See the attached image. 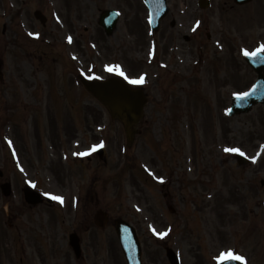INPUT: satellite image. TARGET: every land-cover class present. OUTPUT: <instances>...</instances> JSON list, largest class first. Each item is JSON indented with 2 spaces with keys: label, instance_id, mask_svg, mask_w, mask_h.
Listing matches in <instances>:
<instances>
[{
  "label": "rangeland",
  "instance_id": "1",
  "mask_svg": "<svg viewBox=\"0 0 264 264\" xmlns=\"http://www.w3.org/2000/svg\"><path fill=\"white\" fill-rule=\"evenodd\" d=\"M174 2L171 14L176 16L180 2ZM109 3L0 0V78L5 86L0 91V184L8 179L12 186L10 198L0 190V264H124L114 233L113 223L118 218L137 225L145 241L144 264H168L163 241L148 238L146 229L152 223L158 227L154 228L156 233L169 226L170 236L164 243L176 246L181 264H217L221 253L232 251L243 256L246 264H264V112L256 106L248 114L223 117L229 96L246 92L255 81L256 75L243 55L245 49L251 52L264 44V12L261 8L257 15L252 11L248 23L227 13H215L214 26L199 24L195 38L203 55L195 74L184 65L200 60L189 49L196 42L183 41L185 31L193 37L188 29L190 20L184 16L176 26L179 29L166 28L170 45L186 48L173 57L169 42L159 40L162 46L159 44L161 29L151 35L142 0H115L123 13L127 11L126 31L122 22L109 36L97 29L99 10L116 6ZM79 7L84 12H79ZM69 9L81 14L86 23L76 25L68 34L75 38L71 42L61 28V19L68 23L67 17L72 16L66 13ZM35 11L45 16L44 27L34 18ZM188 11L189 5L182 12ZM191 13L202 17L193 7ZM231 17L234 20L228 22ZM180 24L189 27L181 31ZM239 35L243 38L241 47ZM150 39L157 42L154 62L143 52ZM94 41L101 47L98 51L88 47V42ZM115 50L120 51L119 57H115ZM163 56L172 74L157 70ZM119 59L131 75L140 71L142 77L146 72L151 81L145 90L148 103L137 127L133 153L126 149L121 126L111 122L95 100L68 86H79L76 78L70 77L77 69L89 70L91 76L115 75L108 68H115L112 61ZM155 73L159 80L153 83ZM178 73V77L173 76ZM199 79L205 80V85L199 84ZM177 82L195 86L200 98H205L200 87L226 84L219 97L218 115L206 98V102L199 100L200 104L192 102V92L176 88ZM168 90L171 93L167 96ZM66 124L71 130L70 126L68 131L64 129ZM3 136L14 148L17 145L19 153L6 149ZM63 136L70 140L64 143ZM37 140L45 145V157L35 147ZM98 142L106 147V163L90 153ZM226 148H239L251 163L238 166L237 152H226ZM83 150L89 153L90 161L73 160L79 159L77 154ZM63 156L67 159L56 166ZM125 156L132 159L131 170L121 167ZM148 170L167 179L163 188L148 178ZM27 184L41 193L63 196L64 202L54 200V207L42 204L30 210L22 199ZM73 185L79 188L71 189ZM169 206L174 216L165 211ZM97 210L108 214L104 230L93 224ZM73 230L81 239L83 258L79 260L67 244ZM168 243L166 246H171Z\"/></svg>",
  "mask_w": 264,
  "mask_h": 264
},
{
  "label": "water",
  "instance_id": "2",
  "mask_svg": "<svg viewBox=\"0 0 264 264\" xmlns=\"http://www.w3.org/2000/svg\"><path fill=\"white\" fill-rule=\"evenodd\" d=\"M249 65L257 72L258 79L253 89L255 91H251V95L245 97H239L236 99L237 103L235 105V112H248L252 105L261 103L264 106V59H260L258 57L249 58ZM86 89L91 94H96L104 103L109 107L106 102L114 101L113 108L111 110V114L113 117H118L125 123L127 134L130 136L131 132L129 131V127L136 123V121L140 117V107L142 105H137L130 103L128 104L124 98L114 97L113 100L104 93L103 86L100 84H85ZM131 98V96H128ZM120 101V102H119ZM234 113V112H233ZM30 198L32 201H36L37 197L31 195ZM222 264H236L233 261H228Z\"/></svg>",
  "mask_w": 264,
  "mask_h": 264
},
{
  "label": "snow or ice",
  "instance_id": "3",
  "mask_svg": "<svg viewBox=\"0 0 264 264\" xmlns=\"http://www.w3.org/2000/svg\"><path fill=\"white\" fill-rule=\"evenodd\" d=\"M199 24V21H197V25ZM38 35V34H37ZM68 40L69 42H71L72 38L69 36L68 37ZM246 56H251V57H258L260 59H264V44H261L258 48H256V50L254 52H249L248 50L245 49V53H244ZM114 69L112 67H109L108 68V71L111 72L113 71ZM115 70L117 72H119V74L121 76H125V73L120 70L119 66H116ZM125 79H128L127 76H125ZM144 82V78L143 77H140L139 79H132L130 80V83L132 84H141ZM253 91H255V89H253ZM251 93H241L240 95L241 96H248L250 95ZM11 143V142H10ZM102 145H94L92 147V151H95L97 147H101ZM226 152H239L241 155H243L244 153L241 152V150L239 148H226L225 149ZM86 154H89V153H78V155H86ZM254 159V158H253ZM162 179V178H160ZM46 195H48V193H46ZM52 199L56 200V201H59L60 203H63L64 202V197L63 196H59V195H54L52 196ZM153 231H155V229H153ZM157 235H166V233H157ZM229 258H232V259H237V260H244V257L243 256H234L231 252H227V253H221L220 256L218 257V259L220 260H225V259H229Z\"/></svg>",
  "mask_w": 264,
  "mask_h": 264
},
{
  "label": "flooded vegetation",
  "instance_id": "4",
  "mask_svg": "<svg viewBox=\"0 0 264 264\" xmlns=\"http://www.w3.org/2000/svg\"><path fill=\"white\" fill-rule=\"evenodd\" d=\"M241 7H239L238 11H236L235 7L231 4H229V8L227 10V12L233 13L235 15V17L239 20H243L244 16H245V8L246 7H242L243 9L240 10Z\"/></svg>",
  "mask_w": 264,
  "mask_h": 264
},
{
  "label": "bare ground",
  "instance_id": "5",
  "mask_svg": "<svg viewBox=\"0 0 264 264\" xmlns=\"http://www.w3.org/2000/svg\"><path fill=\"white\" fill-rule=\"evenodd\" d=\"M120 102V101H119Z\"/></svg>",
  "mask_w": 264,
  "mask_h": 264
}]
</instances>
